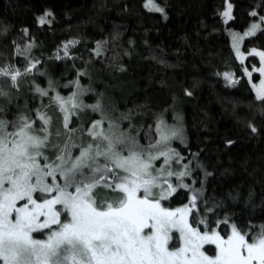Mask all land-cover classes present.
<instances>
[{
    "label": "snow or ice",
    "instance_id": "6c2138e0",
    "mask_svg": "<svg viewBox=\"0 0 264 264\" xmlns=\"http://www.w3.org/2000/svg\"><path fill=\"white\" fill-rule=\"evenodd\" d=\"M145 7L165 13L154 0ZM233 8L225 3V21L234 19ZM53 20L50 10L37 18L41 26ZM260 22L264 24V16ZM259 28L252 23L243 34L233 32L231 39L249 82L253 72L260 74L251 88L255 99L264 102V50L253 47L246 53L240 47ZM8 31V25L0 26V34ZM21 31L27 36L28 29ZM12 43L13 55L23 57V64L8 59L0 63V264H264V223L238 225L222 201L210 203L204 185L212 173L198 154L189 159L173 146L174 141L185 145L179 114L173 112V123H168L164 109L146 126L134 122L144 112L128 109L109 115L103 93L91 87L89 61H83L84 69L75 68L76 60H83L71 51L78 40L64 43L48 58L72 61L76 78L63 85L72 88L69 95L57 91L51 78L42 87L37 79L48 73L31 55L34 39L23 47ZM106 43L95 42L91 52L96 58L103 57ZM246 55L258 57L260 66L251 65V71L243 66ZM119 70L125 69L121 65ZM222 75L227 86L238 83L234 73ZM84 76L88 86L81 84ZM24 82L39 103L31 109L27 101L23 107L15 104L13 111ZM184 92L193 96L189 88ZM89 93L93 104L84 102ZM86 111L99 114L87 127L80 121ZM50 112L59 122L55 128ZM196 169L203 172L199 181ZM179 195L187 202L171 206ZM237 197L227 194L232 201Z\"/></svg>",
    "mask_w": 264,
    "mask_h": 264
},
{
    "label": "trees",
    "instance_id": "16d2710c",
    "mask_svg": "<svg viewBox=\"0 0 264 264\" xmlns=\"http://www.w3.org/2000/svg\"><path fill=\"white\" fill-rule=\"evenodd\" d=\"M154 2L165 13L148 10L147 0H0V26H9L7 34H0V63L8 59L22 66L23 57L13 55L12 42L23 47L32 38L36 47L31 55L40 59L42 69L50 68L62 95L72 90H64L63 85L76 78L75 68L84 69L83 61H89L87 71L95 92H113L116 115L128 109L144 112L134 122L146 126L164 109L168 123H173V112L179 114L186 148L179 141L173 146L189 159L195 160L190 154H198L203 168L212 173L205 180V198L210 203L222 201L238 225L251 221L258 226L264 223V102L255 99L232 49L231 36L260 22L264 0ZM226 2L234 5V19L229 23L221 15ZM45 10L54 13V20L41 26L37 18ZM253 11L257 16L251 15ZM25 28L27 36L21 31ZM115 34L118 39L113 40ZM75 40L80 43L71 51L83 57L76 60L75 68L71 60L48 59L58 47ZM96 41H107L102 58L91 52ZM253 47L264 50V25L244 42L243 51ZM121 65L124 71L119 70ZM251 65L259 67V59L249 57L243 66L251 71ZM225 71L234 73L238 83L227 86ZM258 78L252 76L253 82ZM80 80L85 86L90 83L87 76ZM194 83L197 86L192 88ZM185 88L193 92L192 97L185 95ZM26 92L28 108L36 107L39 100H33L30 88ZM85 103H95V97H87ZM137 105L146 107L137 109ZM249 124L258 129L256 134ZM229 140L233 143L228 144ZM196 173L198 181L204 178L200 169ZM229 192L238 194L237 200L228 199ZM185 202L179 195L171 206Z\"/></svg>",
    "mask_w": 264,
    "mask_h": 264
},
{
    "label": "rangeland",
    "instance_id": "374dc122",
    "mask_svg": "<svg viewBox=\"0 0 264 264\" xmlns=\"http://www.w3.org/2000/svg\"><path fill=\"white\" fill-rule=\"evenodd\" d=\"M147 9L149 10L150 9V11H153V12H156V11H154V10H152L151 9V7H147ZM225 21V20H224ZM231 20H229V21H225L226 23H229ZM257 24H260V28L257 30V32H256V34L254 35V36H256L261 30H262V28H263V25L264 24H261V22H257ZM241 34H243V33H241ZM254 36H251V37H245L244 38V40L242 41V43H241V51H243V44H244V42L246 41V40H248V39H251L252 37H254ZM231 41H232V39H231ZM234 51V50H233ZM234 53H235V51H234ZM249 57H253V56H248V55H246V59H248ZM258 58V57H257ZM246 59H245V61H246ZM259 59V58H258ZM244 61V62H245ZM42 70H46V72L48 73V76L47 77H40V78H38L37 79V83H39L42 87H47V80H48V78H51L53 81H54V78H53V75H52V73H51V70H50V68H47V69H42ZM252 76H258L259 78H258V81H256L255 83H259V79H260V74L258 73V72H253V74H252ZM120 83H123V82H120ZM251 83H254L253 82V79L251 80ZM92 85H94V82H92V84H91V87L94 89V86H92ZM121 86H123L122 84H121ZM28 88H29V86H28V84H27V82H24V83H22V85H21V88H20V91H19V95H18V100H16V101H14V104L15 103H17V104H19L21 107H23L24 106V104H25V101H27V97H28V94H27V92H26V90H28ZM63 89L65 90L66 88L65 87H63ZM58 90V89H57ZM89 96H93L91 93H89V94H87V95H85L84 97H83V99H84V102H85V99L87 98V97H89ZM45 103H47V100L45 99V101H44ZM102 102H103V104H104V106H105V109L107 110V112H108V114L109 115H113V113H114V110H113V102H114V99H113V92H111V91H109V90H105L104 92H103V97H102ZM50 114H53V119H54V125H53V128H55V127H57L58 126V124H59V122L56 120V117H55V114H54V112H50ZM96 117H99V114L98 113H93V112H91V111H86L85 113H83V114H81V117H80V121L84 124V126L85 127H87V124H88V122L89 121H91L92 119H94V118H96ZM75 119V118H74ZM126 124V123H125ZM71 126V125H70ZM125 126V125H124ZM176 142H178V141H174L173 142V145L176 143ZM206 247H214V246H206Z\"/></svg>",
    "mask_w": 264,
    "mask_h": 264
}]
</instances>
